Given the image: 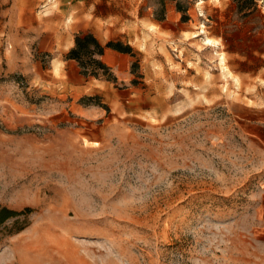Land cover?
<instances>
[{
	"label": "rangeland",
	"instance_id": "374dc122",
	"mask_svg": "<svg viewBox=\"0 0 264 264\" xmlns=\"http://www.w3.org/2000/svg\"><path fill=\"white\" fill-rule=\"evenodd\" d=\"M181 2L0 0V264H264V0Z\"/></svg>",
	"mask_w": 264,
	"mask_h": 264
},
{
	"label": "trees",
	"instance_id": "16d2710c",
	"mask_svg": "<svg viewBox=\"0 0 264 264\" xmlns=\"http://www.w3.org/2000/svg\"><path fill=\"white\" fill-rule=\"evenodd\" d=\"M236 12L249 16L250 13L257 11V0H232ZM159 13H155V19L163 21L165 19V4L163 2ZM177 10L182 13V21H188L189 7L178 1ZM107 49H112L120 53L134 54L135 50L129 43L121 40H110L103 44L92 31H81L75 34L74 45L65 54V60H74L78 63L80 73L86 78H95L107 81H116L111 67L105 62L103 56ZM104 107V106H103ZM30 211V208L25 210ZM25 212L17 211L8 207H0V226L8 220Z\"/></svg>",
	"mask_w": 264,
	"mask_h": 264
},
{
	"label": "crops",
	"instance_id": "0c3cea01",
	"mask_svg": "<svg viewBox=\"0 0 264 264\" xmlns=\"http://www.w3.org/2000/svg\"><path fill=\"white\" fill-rule=\"evenodd\" d=\"M181 0H158V4L160 5V8L162 7V3L163 2L165 4V19L163 21H159L157 19H155V17H153L154 21H153V25L155 27H157V29H161L163 31H171L172 28H171V23H175V24H185L187 21H182L181 18H182V13L179 12L177 10V2ZM80 32V31H78ZM77 32V33H78ZM108 51H112V52H117L115 50H112V49H107L104 56L106 55V53H108ZM120 53V52H118ZM104 56H103V59H104ZM73 60H70V61H64L62 62V66H60V69H61V72H66L65 71V65L66 63H69V62H72ZM107 63H112L114 61V54H107V59H106ZM79 75V74H78Z\"/></svg>",
	"mask_w": 264,
	"mask_h": 264
}]
</instances>
